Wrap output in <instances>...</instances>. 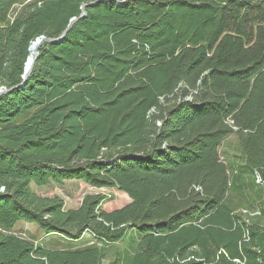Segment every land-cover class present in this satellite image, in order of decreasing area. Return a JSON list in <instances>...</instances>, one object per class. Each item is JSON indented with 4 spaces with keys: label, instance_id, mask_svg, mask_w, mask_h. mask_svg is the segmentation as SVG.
Instances as JSON below:
<instances>
[{
    "label": "trees",
    "instance_id": "obj_1",
    "mask_svg": "<svg viewBox=\"0 0 264 264\" xmlns=\"http://www.w3.org/2000/svg\"><path fill=\"white\" fill-rule=\"evenodd\" d=\"M0 264H264V0H0Z\"/></svg>",
    "mask_w": 264,
    "mask_h": 264
},
{
    "label": "rangeland",
    "instance_id": "obj_2",
    "mask_svg": "<svg viewBox=\"0 0 264 264\" xmlns=\"http://www.w3.org/2000/svg\"><path fill=\"white\" fill-rule=\"evenodd\" d=\"M237 143L233 137H228L223 146L220 147V153L226 160L230 163L239 162L237 155ZM236 163V164H237ZM235 164V165H236ZM244 190L248 191L245 186ZM32 189L37 194L47 197L58 196L64 200L65 208L72 209L78 208L86 195L89 194H103L107 197L106 201L103 204V209L106 211H112L118 208L123 207L130 202V198L123 192L115 188H95L91 187L80 181H65L63 184L51 183L48 186L38 187L35 184H32ZM247 195L251 196V191L247 192ZM233 197L236 203H239L241 200V195L233 192ZM245 206V205H244ZM246 214L250 213L248 209H245ZM251 214V213H250ZM14 232L19 235L29 236L36 240V242H49L50 240L62 239L59 236H49L46 235L43 231L40 230L37 224L28 223V222H19L15 228ZM57 241V240H56ZM53 243V242H51ZM116 245L123 244L121 242L116 243Z\"/></svg>",
    "mask_w": 264,
    "mask_h": 264
},
{
    "label": "water",
    "instance_id": "obj_3",
    "mask_svg": "<svg viewBox=\"0 0 264 264\" xmlns=\"http://www.w3.org/2000/svg\"><path fill=\"white\" fill-rule=\"evenodd\" d=\"M84 8H85V5L82 7V14H81V17L85 16V11H84ZM77 20V18H73L71 19L70 21V24L68 25V27L64 30V32L61 34L60 37L58 38H46L44 35L36 38L34 41L31 42L30 46H29V53L31 51V47L33 45H36V52L34 54L33 57H30V55L28 56L27 58V61L25 63V67H24V73H23V84L26 83L27 81V78L28 76L30 75L32 69H33V66H34V63L38 57V52H39V48L40 46L44 43V42H51V43H57L59 41H61L64 36L66 35V33L68 32V30L70 29V27L72 26V24Z\"/></svg>",
    "mask_w": 264,
    "mask_h": 264
},
{
    "label": "bare ground",
    "instance_id": "obj_4",
    "mask_svg": "<svg viewBox=\"0 0 264 264\" xmlns=\"http://www.w3.org/2000/svg\"><path fill=\"white\" fill-rule=\"evenodd\" d=\"M35 52H36V45H33V46L31 47V51H30V53H29L30 57H33L34 54H35Z\"/></svg>",
    "mask_w": 264,
    "mask_h": 264
}]
</instances>
